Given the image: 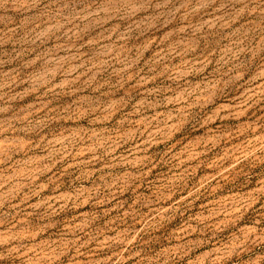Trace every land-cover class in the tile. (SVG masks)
<instances>
[{"label":"rangeland","instance_id":"obj_1","mask_svg":"<svg viewBox=\"0 0 264 264\" xmlns=\"http://www.w3.org/2000/svg\"><path fill=\"white\" fill-rule=\"evenodd\" d=\"M0 264H264V0H0Z\"/></svg>","mask_w":264,"mask_h":264}]
</instances>
